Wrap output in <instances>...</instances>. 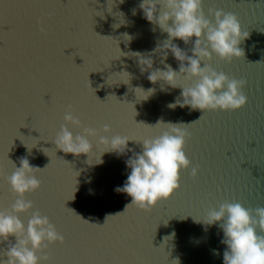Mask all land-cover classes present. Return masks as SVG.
<instances>
[{
  "label": "water",
  "instance_id": "1",
  "mask_svg": "<svg viewBox=\"0 0 264 264\" xmlns=\"http://www.w3.org/2000/svg\"><path fill=\"white\" fill-rule=\"evenodd\" d=\"M140 3L0 0V211L10 210L17 198L6 177L27 158L42 169L34 173L41 186L24 196L33 207L16 215L26 229L39 211L64 236L63 243L44 242L49 259L40 264H223V230L220 222L204 223L209 210L224 202L264 207V0H203L207 19L215 23L209 9L230 12L249 33L239 44L243 56L228 61L213 53L202 62L245 80L246 105L204 111L168 106L183 101L180 87L193 86L198 77L180 75L175 88L148 79L165 63L179 71V62L169 51L161 63L162 55L153 51L168 34L145 18ZM173 43L186 51L193 46L178 38ZM142 57L153 60L151 69L140 64ZM69 105L80 127L64 120ZM158 121L188 124L184 151L190 166L181 170L180 187L169 198L149 211H124L132 198L116 188L130 174L126 161L133 151L102 154L99 136H128L136 140L128 148L142 152V140L167 130L155 126ZM62 124L74 135L83 134V127L97 129V136L88 137L89 156L56 149L52 140ZM108 215L114 216L106 220ZM10 243L15 236L0 238V261L8 259Z\"/></svg>",
  "mask_w": 264,
  "mask_h": 264
},
{
  "label": "clouds",
  "instance_id": "2",
  "mask_svg": "<svg viewBox=\"0 0 264 264\" xmlns=\"http://www.w3.org/2000/svg\"><path fill=\"white\" fill-rule=\"evenodd\" d=\"M202 5L203 0H142L139 7L143 9L145 18L157 24L168 34V39L163 45L157 46L153 51L162 55L161 63L165 62L169 51L179 62V71L173 70L171 65L165 63L164 69L153 70L148 79L153 83L162 79L175 88L180 87L178 83L180 75H186L188 78L198 77L193 86L180 87L183 101L178 98L175 103L168 105L170 108L187 105L193 110L202 111L237 110L245 106L247 102V97L242 91L246 81L229 78L224 72L216 71L210 64L203 63L202 66V62L210 61L213 53L228 61H231L233 57L243 56L244 52L239 44L249 36V33L242 31L235 14L223 10L209 9L210 13H214L215 23H213L205 17ZM135 11L133 9V14ZM157 11L159 15H156ZM170 20L171 24H169ZM41 31H44L43 27ZM193 37H195L194 42ZM176 38L182 40L185 45L192 43L193 46L186 51L173 43ZM189 51L191 55H188ZM134 55L140 56V53H134ZM140 64L151 69L153 60L150 57H142ZM152 91L154 90H148L150 93ZM63 118L67 123L81 126L82 122L78 116L73 115L71 105L68 106ZM160 125L165 126L167 130L155 138L142 140V152H135L128 148L129 140L136 141L128 136L117 134L111 139L107 136H99L98 144L104 146L102 154L109 151H115L118 154H124L126 150L133 151L132 157L126 161L131 169L130 174L124 185L116 188L117 192L127 193L132 198L124 211L130 206L149 211L161 199L169 198L180 187L181 170L188 169L190 166L191 162L184 151L186 138L190 136L186 127L188 124H165L158 121L155 126ZM103 131L109 132L110 126L105 124ZM97 135L98 131L93 127H83V134L74 135L67 124H62L52 141L56 149L64 153L89 156L93 144L88 137ZM47 150L48 148L43 149L46 155H48ZM20 165L6 177L11 186V192L17 198L10 210L0 211V238L6 241L9 236H15L16 243L8 245L4 252L8 259L0 261V264H40L41 260L49 259L44 252L47 248L45 241L64 242V236L56 230L49 218L42 216L39 211L32 213L26 229L22 220L16 215L33 207L32 201L26 200L24 196L41 186V181L34 173L42 169L30 165L29 160L24 157L20 158ZM197 171L198 166L192 167L191 176L196 177ZM121 213L118 212L115 215ZM109 216L114 215H108L106 220ZM216 222H220L219 228L223 230V239L220 242L227 246L223 253V264H264V235L258 234L257 231L259 229V232L264 233V207L253 210L245 208L239 202H224L219 205L218 210H209L204 219V223L209 226ZM170 238L166 236L164 240ZM213 251L215 255H219L218 251ZM38 252L41 255L38 256Z\"/></svg>",
  "mask_w": 264,
  "mask_h": 264
}]
</instances>
